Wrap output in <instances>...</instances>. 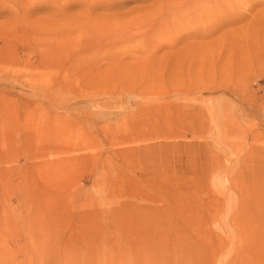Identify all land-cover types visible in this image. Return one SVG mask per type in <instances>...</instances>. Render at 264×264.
Wrapping results in <instances>:
<instances>
[{
    "label": "rangeland",
    "instance_id": "374dc122",
    "mask_svg": "<svg viewBox=\"0 0 264 264\" xmlns=\"http://www.w3.org/2000/svg\"><path fill=\"white\" fill-rule=\"evenodd\" d=\"M0 63V264H264V0H0Z\"/></svg>",
    "mask_w": 264,
    "mask_h": 264
},
{
    "label": "bare ground",
    "instance_id": "6f19581e",
    "mask_svg": "<svg viewBox=\"0 0 264 264\" xmlns=\"http://www.w3.org/2000/svg\"><path fill=\"white\" fill-rule=\"evenodd\" d=\"M126 233L128 234L129 232ZM162 236H159V238H162ZM159 238L151 242L145 240L131 241L115 239L112 242V244H114V255L121 259L128 260V264H195L194 253L188 247L175 242L163 241ZM109 243L111 242L108 241V244ZM108 244H106L105 241L103 243L101 241V244H95V246L92 244V246H89V244H82L81 246L75 245L77 249L75 246H73V248L78 251V254L83 253L86 249L85 253L87 255L84 254L88 259H85L86 257L84 258L83 256V258L81 257L79 260L73 258L68 264H102L100 259L104 255L105 250L107 252L106 255H113L111 254L112 250L107 246ZM74 252L75 250L73 253Z\"/></svg>",
    "mask_w": 264,
    "mask_h": 264
}]
</instances>
